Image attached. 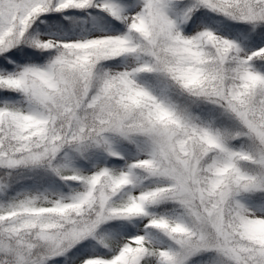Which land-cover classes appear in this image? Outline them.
<instances>
[{
    "label": "snow or ice",
    "instance_id": "6c2138e0",
    "mask_svg": "<svg viewBox=\"0 0 264 264\" xmlns=\"http://www.w3.org/2000/svg\"><path fill=\"white\" fill-rule=\"evenodd\" d=\"M0 264H264V0H0Z\"/></svg>",
    "mask_w": 264,
    "mask_h": 264
}]
</instances>
